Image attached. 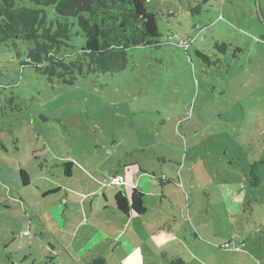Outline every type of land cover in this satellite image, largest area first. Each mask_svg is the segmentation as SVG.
<instances>
[{"label":"rangeland","instance_id":"374dc122","mask_svg":"<svg viewBox=\"0 0 264 264\" xmlns=\"http://www.w3.org/2000/svg\"><path fill=\"white\" fill-rule=\"evenodd\" d=\"M148 7L162 45L72 84L22 64L32 42L0 41V264H88L106 247L113 264H264V0ZM136 187L138 247L105 235L126 220L115 193Z\"/></svg>","mask_w":264,"mask_h":264},{"label":"trees","instance_id":"16d2710c","mask_svg":"<svg viewBox=\"0 0 264 264\" xmlns=\"http://www.w3.org/2000/svg\"><path fill=\"white\" fill-rule=\"evenodd\" d=\"M16 1L0 0V41L32 42L22 64L63 84H72L78 75L122 71L130 48L162 45L158 40L157 13L149 10V0H30L33 6L17 5ZM77 36L84 38L80 47L71 43ZM196 52L205 58L203 53ZM63 165L70 171V161ZM257 165L252 163L247 174L253 187L260 184ZM20 177L23 185H27L25 171L20 170ZM142 196L136 188H132L128 197L117 191L114 197L117 210L126 216L131 211L138 215L145 213ZM88 264L108 263L96 256ZM171 264L185 263L175 258Z\"/></svg>","mask_w":264,"mask_h":264},{"label":"crops","instance_id":"0c3cea01","mask_svg":"<svg viewBox=\"0 0 264 264\" xmlns=\"http://www.w3.org/2000/svg\"><path fill=\"white\" fill-rule=\"evenodd\" d=\"M119 172H120V170H119ZM136 189H137V187H136ZM139 191H141V190H139ZM122 194L125 195L124 193H122ZM126 197H128V196H126ZM136 215H138V214H135L132 211L129 212V214L127 216L125 215V219L126 220H125V224L123 225V227H121L120 229H118V228L116 229L115 228V229H113V230H111L109 232H106L105 235L107 237H114L116 241H117V239L119 241L123 236H125L126 237L125 239L128 242L131 241V243L129 245H132V243H134L136 241L138 244L135 245V247H138L139 244H140V239H141L140 232L137 231L138 229L135 228V226L132 223V221L134 220L133 216H136ZM238 246H243V245H242V243H240V244H238ZM113 248H114V246H113ZM114 249H112L110 247H106L104 249V251H102L103 255L100 254V255H97V256L103 257L108 264H113V262H117V258H118L115 255L116 251Z\"/></svg>","mask_w":264,"mask_h":264},{"label":"built area","instance_id":"2783aa9c","mask_svg":"<svg viewBox=\"0 0 264 264\" xmlns=\"http://www.w3.org/2000/svg\"><path fill=\"white\" fill-rule=\"evenodd\" d=\"M193 40L192 37H187L183 40L180 41V44L187 47V45ZM111 184H113L114 186H118V185H121L122 184V178L120 176H114L112 179H111ZM24 234H26V232H24ZM243 245V244H242ZM229 247V245H226Z\"/></svg>","mask_w":264,"mask_h":264},{"label":"clouds","instance_id":"9594fccd","mask_svg":"<svg viewBox=\"0 0 264 264\" xmlns=\"http://www.w3.org/2000/svg\"><path fill=\"white\" fill-rule=\"evenodd\" d=\"M243 244V243H242ZM229 247H230V245H229Z\"/></svg>","mask_w":264,"mask_h":264}]
</instances>
